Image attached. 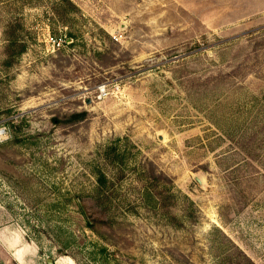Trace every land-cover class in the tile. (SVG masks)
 <instances>
[{"label": "rangeland", "instance_id": "rangeland-1", "mask_svg": "<svg viewBox=\"0 0 264 264\" xmlns=\"http://www.w3.org/2000/svg\"><path fill=\"white\" fill-rule=\"evenodd\" d=\"M0 129V264H264V0H0Z\"/></svg>", "mask_w": 264, "mask_h": 264}, {"label": "trees", "instance_id": "trees-1", "mask_svg": "<svg viewBox=\"0 0 264 264\" xmlns=\"http://www.w3.org/2000/svg\"><path fill=\"white\" fill-rule=\"evenodd\" d=\"M25 46H23L22 49H24ZM99 181H102V176L99 174L98 176ZM241 256L238 255H231V264H256L248 255H246L242 250H240Z\"/></svg>", "mask_w": 264, "mask_h": 264}, {"label": "built area", "instance_id": "built-area-1", "mask_svg": "<svg viewBox=\"0 0 264 264\" xmlns=\"http://www.w3.org/2000/svg\"><path fill=\"white\" fill-rule=\"evenodd\" d=\"M50 40L53 42V43H56L57 42V39H55L53 36H50ZM58 44H60V42L58 41L57 42ZM2 130L0 129V138L2 137Z\"/></svg>", "mask_w": 264, "mask_h": 264}, {"label": "water", "instance_id": "water-1", "mask_svg": "<svg viewBox=\"0 0 264 264\" xmlns=\"http://www.w3.org/2000/svg\"><path fill=\"white\" fill-rule=\"evenodd\" d=\"M51 262V261H50Z\"/></svg>", "mask_w": 264, "mask_h": 264}]
</instances>
